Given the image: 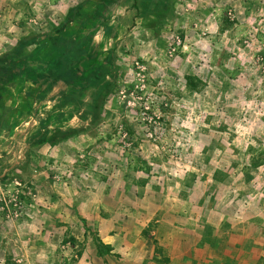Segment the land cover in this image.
Here are the masks:
<instances>
[{
  "label": "rangeland",
  "instance_id": "obj_1",
  "mask_svg": "<svg viewBox=\"0 0 264 264\" xmlns=\"http://www.w3.org/2000/svg\"><path fill=\"white\" fill-rule=\"evenodd\" d=\"M32 1L24 32L57 23ZM134 2L100 116L7 136L0 264H264V0Z\"/></svg>",
  "mask_w": 264,
  "mask_h": 264
},
{
  "label": "trees",
  "instance_id": "obj_2",
  "mask_svg": "<svg viewBox=\"0 0 264 264\" xmlns=\"http://www.w3.org/2000/svg\"><path fill=\"white\" fill-rule=\"evenodd\" d=\"M119 2L83 0L69 9L62 21L47 30L24 35L8 56L0 57V104L2 88L24 79L28 84L25 97L17 99H23L28 107L14 108L12 117L25 122L29 117L22 115L30 111L39 123L36 133L43 140L51 119L63 123L80 113L84 118L100 116L105 101L115 91V59H102L97 35L102 29L110 31L108 25ZM133 7L137 8V0ZM91 86L96 92L87 102L84 97ZM0 109L4 108L0 105ZM61 129L69 127L62 124ZM61 129L54 128V133Z\"/></svg>",
  "mask_w": 264,
  "mask_h": 264
},
{
  "label": "crops",
  "instance_id": "obj_3",
  "mask_svg": "<svg viewBox=\"0 0 264 264\" xmlns=\"http://www.w3.org/2000/svg\"><path fill=\"white\" fill-rule=\"evenodd\" d=\"M36 9H42L44 7L49 9L52 15L56 14L57 23L62 21L65 17L67 11L74 5L81 3L83 0H36ZM32 0H22L21 5L15 6L14 0H0V57L7 55L8 52L19 43V40L26 34L30 32H24V29L28 26H23V22L15 21V18L27 19L26 14L29 13ZM30 4V5H29ZM33 7V6H32ZM40 13L38 18L40 22H36L38 25L42 24L41 28L37 31L47 30L51 27L44 18L41 19ZM17 19V18H16ZM35 19V18H34ZM32 19V20H34ZM23 21V20H21ZM56 22L54 24H57ZM53 24V25H54ZM42 29V30H41ZM32 32V31H31ZM20 35H19V34ZM26 33V34H25ZM11 56V55H10ZM28 84L24 79H20L16 82L10 83L2 88L1 94V106L4 108L3 111L0 109V157L10 158L11 151L9 147L14 141V138L18 137L17 134L21 133L24 143H30L36 132L39 131V123L34 115L27 111L24 113L29 117L28 121L20 122L19 117L14 119L12 117L14 108H25L28 107L27 103L23 104V99L19 100L17 98H22L27 89ZM56 92V91H54ZM53 95V92L51 93ZM13 110V112H12ZM22 118V117H20ZM59 121L56 118L51 119L52 121ZM60 122V121H59ZM18 125V127H16ZM34 128V129H33ZM19 129V130H18ZM33 129V130H31ZM31 134V135H30ZM13 135V141L7 136ZM40 135V134H39ZM11 163V158L9 159ZM3 168V166H0ZM4 170H7L6 167ZM3 172L2 174H4ZM78 264H88V262L79 261Z\"/></svg>",
  "mask_w": 264,
  "mask_h": 264
}]
</instances>
